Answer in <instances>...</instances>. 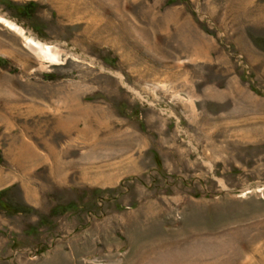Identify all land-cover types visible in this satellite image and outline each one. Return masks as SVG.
Returning a JSON list of instances; mask_svg holds the SVG:
<instances>
[{
  "label": "rangeland",
  "instance_id": "1",
  "mask_svg": "<svg viewBox=\"0 0 264 264\" xmlns=\"http://www.w3.org/2000/svg\"><path fill=\"white\" fill-rule=\"evenodd\" d=\"M11 1L0 264H264V0Z\"/></svg>",
  "mask_w": 264,
  "mask_h": 264
},
{
  "label": "bare ground",
  "instance_id": "2",
  "mask_svg": "<svg viewBox=\"0 0 264 264\" xmlns=\"http://www.w3.org/2000/svg\"><path fill=\"white\" fill-rule=\"evenodd\" d=\"M4 23H6L7 25H9L11 28H13L14 30H16L17 32L23 34V29L18 26L16 23L7 20L5 18H1ZM27 46L32 49L40 58L42 59H46L48 61H54V60H58L59 56L57 54V52H55L52 48L51 45L40 42L38 40H35L33 38H28L27 40Z\"/></svg>",
  "mask_w": 264,
  "mask_h": 264
},
{
  "label": "trees",
  "instance_id": "3",
  "mask_svg": "<svg viewBox=\"0 0 264 264\" xmlns=\"http://www.w3.org/2000/svg\"><path fill=\"white\" fill-rule=\"evenodd\" d=\"M7 7L14 8L17 12L23 13L27 15L28 11H30L31 7L34 5L32 1L22 3V4H17L14 3L11 0H2ZM2 191H0L1 194Z\"/></svg>",
  "mask_w": 264,
  "mask_h": 264
}]
</instances>
